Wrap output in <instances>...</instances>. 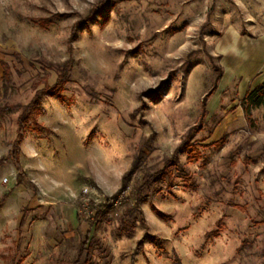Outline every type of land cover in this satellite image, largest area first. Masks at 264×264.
<instances>
[{"label":"rangeland","instance_id":"obj_1","mask_svg":"<svg viewBox=\"0 0 264 264\" xmlns=\"http://www.w3.org/2000/svg\"><path fill=\"white\" fill-rule=\"evenodd\" d=\"M0 61V264H264V0H0Z\"/></svg>","mask_w":264,"mask_h":264},{"label":"trees","instance_id":"obj_2","mask_svg":"<svg viewBox=\"0 0 264 264\" xmlns=\"http://www.w3.org/2000/svg\"><path fill=\"white\" fill-rule=\"evenodd\" d=\"M0 65L2 66L4 72H3V77L5 76H8V66L7 64L4 62V61H0ZM64 72H65V68H61V69H58V74H57V77H56V80L55 82L52 84V85H48L47 83L45 84V86L41 89L38 90L39 93H48L50 95H53L55 94L56 92V89L57 87H59L62 83V80H63V75H64ZM256 96L255 100H252L254 97ZM254 101L255 105H261L264 109V82H262L261 84L258 85V87L251 91L250 93H248L247 95L244 96V98H242V109H243V112H244V115L249 118L250 116V113H249V110H250V105H251V102ZM245 102L248 103L247 106L245 105ZM33 105H34V100H31L29 103L25 104L22 108V112L20 113V115L18 116L17 118V136H16V139L15 141L13 142V145H12V148L11 150L9 151V153L7 154V158L11 160V162L13 163L14 167L16 168L17 170V175L20 177V178H23L25 181H27L29 183V185L32 186V183L30 181H28L25 173L22 171V168L19 164V159H18V144H19V141L21 139V127L22 125H24V123H26L28 121V119L31 117L32 113H33ZM202 109H201V116L203 117L204 115V102H202ZM0 111H2V109H0ZM35 129L36 130H39L38 127H37V123H35ZM175 154H176V151L174 152V158H175ZM5 160L1 161V163H3ZM128 172L125 173L123 175V179H125L127 176H128ZM155 177V175H149L147 177V179L145 180L144 182V185H147V183L149 181H151L153 178ZM141 192V188L138 189L135 193H134V199H135V204L138 203V200H139V194ZM5 198V196H3L2 198H0V203L3 201V199ZM100 209L96 211V214H99L100 213ZM24 223V216H22L21 218V221H20V228L22 227ZM216 225L218 226L216 230H212L210 232H208L207 235L209 236H212L214 234L217 233L218 229H219V222L216 223Z\"/></svg>","mask_w":264,"mask_h":264},{"label":"built area","instance_id":"obj_3","mask_svg":"<svg viewBox=\"0 0 264 264\" xmlns=\"http://www.w3.org/2000/svg\"><path fill=\"white\" fill-rule=\"evenodd\" d=\"M83 195L85 196V199H84L85 203H88L90 201L89 199L90 195H89V190L87 188L83 189ZM112 203L113 202H110L108 204L112 205Z\"/></svg>","mask_w":264,"mask_h":264}]
</instances>
